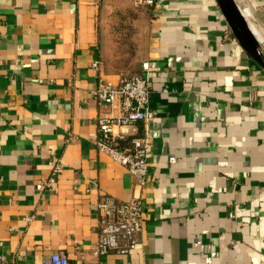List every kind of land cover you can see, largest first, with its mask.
I'll return each instance as SVG.
<instances>
[{
	"label": "crops",
	"instance_id": "obj_1",
	"mask_svg": "<svg viewBox=\"0 0 264 264\" xmlns=\"http://www.w3.org/2000/svg\"><path fill=\"white\" fill-rule=\"evenodd\" d=\"M236 1L264 32V0ZM135 74L155 111L142 187L95 145L97 117L117 107L94 89ZM143 135L127 126L122 144ZM55 160L53 188L38 189ZM102 195L143 202L128 253H93ZM57 251L70 264H264V69L216 0H0V254Z\"/></svg>",
	"mask_w": 264,
	"mask_h": 264
},
{
	"label": "built area",
	"instance_id": "obj_2",
	"mask_svg": "<svg viewBox=\"0 0 264 264\" xmlns=\"http://www.w3.org/2000/svg\"><path fill=\"white\" fill-rule=\"evenodd\" d=\"M158 0H135L137 4L154 6ZM98 61L92 66L97 68ZM144 69L148 63H142ZM164 91L167 88L163 89ZM98 101L117 107V112L99 115L96 119L95 145L109 155L111 159L126 167L137 185L144 186L149 176V157L151 143L148 137L149 123L154 119L155 111L150 106L151 89L147 75H131L118 84L105 83L93 91ZM141 122L144 135L133 138L130 145H123V128ZM121 130L115 132L114 128ZM61 165L51 162L49 175L37 183L38 189H52ZM99 213L98 236L93 246L94 255H105L111 251L125 254L138 247L136 233L144 219V206L140 197L127 201L116 199L112 195H102L95 202ZM0 263L7 264L0 254ZM21 264V263H18ZM40 264H70L63 252L57 251L44 258Z\"/></svg>",
	"mask_w": 264,
	"mask_h": 264
},
{
	"label": "water",
	"instance_id": "obj_3",
	"mask_svg": "<svg viewBox=\"0 0 264 264\" xmlns=\"http://www.w3.org/2000/svg\"><path fill=\"white\" fill-rule=\"evenodd\" d=\"M232 35L250 58L264 69V46L236 0H216Z\"/></svg>",
	"mask_w": 264,
	"mask_h": 264
},
{
	"label": "bare ground",
	"instance_id": "obj_4",
	"mask_svg": "<svg viewBox=\"0 0 264 264\" xmlns=\"http://www.w3.org/2000/svg\"><path fill=\"white\" fill-rule=\"evenodd\" d=\"M251 24H252V29H253L257 39L260 42H264V32L261 31V28H259V26H256L254 23H251Z\"/></svg>",
	"mask_w": 264,
	"mask_h": 264
},
{
	"label": "rangeland",
	"instance_id": "obj_5",
	"mask_svg": "<svg viewBox=\"0 0 264 264\" xmlns=\"http://www.w3.org/2000/svg\"><path fill=\"white\" fill-rule=\"evenodd\" d=\"M244 11H246V9L244 8ZM247 12V11H246ZM248 14V13H247ZM262 31V30H261ZM263 32V31H262Z\"/></svg>",
	"mask_w": 264,
	"mask_h": 264
}]
</instances>
